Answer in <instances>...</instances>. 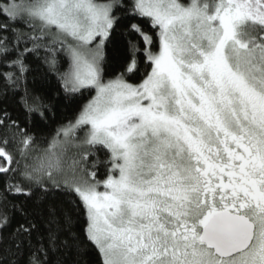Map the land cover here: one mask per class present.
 I'll return each mask as SVG.
<instances>
[{
	"label": "snow or ice",
	"instance_id": "6c2138e0",
	"mask_svg": "<svg viewBox=\"0 0 264 264\" xmlns=\"http://www.w3.org/2000/svg\"><path fill=\"white\" fill-rule=\"evenodd\" d=\"M0 18V104L22 89L25 118L47 119L27 87L41 53L66 94H89L46 147L0 107V234L22 217L8 255L59 193L79 215L48 207L27 264L69 247L98 264H264V0H0Z\"/></svg>",
	"mask_w": 264,
	"mask_h": 264
},
{
	"label": "trees",
	"instance_id": "16d2710c",
	"mask_svg": "<svg viewBox=\"0 0 264 264\" xmlns=\"http://www.w3.org/2000/svg\"><path fill=\"white\" fill-rule=\"evenodd\" d=\"M125 42L126 41L122 40V43ZM107 51L109 55L105 64V78L109 79L117 73L120 65L112 60L111 49L109 48ZM42 56L43 53H41V58L39 59L32 55L28 56L27 63L32 70L27 74V87L32 95L39 97L41 102L48 105L49 111L47 119L40 120L34 117L31 120H27L25 118V111L21 103L22 89L19 92L8 91L7 98L2 104H0V107L6 108L11 119L17 121L22 129L26 128L27 131L35 137L36 143L39 147H46L49 141L56 135L57 131L63 125L75 120L82 104L87 102L89 94L85 92L83 96L76 95L71 97L66 94L59 76L56 72H50L47 70V66L43 63ZM58 59L59 71H66L68 67L67 57L61 53ZM3 71V64L0 63V72ZM3 88V81L0 80V91H3ZM2 132L3 130L0 129V134H2ZM102 175L103 169L98 172V176ZM3 188V181L0 180V192H3ZM9 200H11V197H9ZM48 207H53L57 211L67 210L74 217L79 215L77 212L73 211L72 206L67 203L62 194L57 193V195L49 197L42 214L33 215L37 228L33 230L30 241L25 240L23 242L20 256L15 257L8 255L7 249L11 248L13 245V238L10 233L15 230L16 226L21 222L22 217L12 214L11 209H9L11 224L6 231L0 234V260H3L5 256H7L9 261L19 259L20 264H27L29 252L36 247L37 240L43 238L46 243V234L50 227V225L45 222ZM81 226L82 220H77L73 225L74 230L78 234ZM51 227L56 226L52 225ZM64 238V234L61 233V239ZM29 244H31V247H29ZM12 250L15 251L14 248ZM58 257L63 259L65 264H74V261L77 260L81 261V264H98L99 262L98 254L92 247H89L85 253L80 255L77 254V251L74 248H60L55 253L51 254L53 264Z\"/></svg>",
	"mask_w": 264,
	"mask_h": 264
}]
</instances>
